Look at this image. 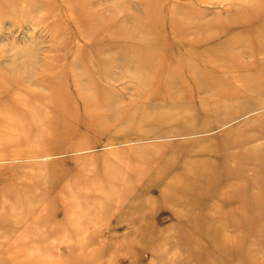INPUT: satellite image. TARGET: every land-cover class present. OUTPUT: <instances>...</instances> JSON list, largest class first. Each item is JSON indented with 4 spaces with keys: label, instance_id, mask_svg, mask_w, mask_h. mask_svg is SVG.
<instances>
[{
    "label": "rangeland",
    "instance_id": "374dc122",
    "mask_svg": "<svg viewBox=\"0 0 264 264\" xmlns=\"http://www.w3.org/2000/svg\"><path fill=\"white\" fill-rule=\"evenodd\" d=\"M81 3L0 0V264H264V24L241 66L164 46L264 0Z\"/></svg>",
    "mask_w": 264,
    "mask_h": 264
},
{
    "label": "bare ground",
    "instance_id": "6f19581e",
    "mask_svg": "<svg viewBox=\"0 0 264 264\" xmlns=\"http://www.w3.org/2000/svg\"><path fill=\"white\" fill-rule=\"evenodd\" d=\"M81 2H83V0H76L77 4H80ZM244 14L245 15L247 14L249 16V19H248V21H245L246 23H244V25H245L244 29H242L240 31H236L238 29H234L233 26H235V24H233L232 22L223 23L218 27H212L209 25L206 27H203V30H205L206 35H208V36L196 35L198 30L194 31L193 26H187V25L186 26L184 25L182 27L183 29L181 31H179V30L177 32L173 31L172 43L168 44L167 42L164 41V39H163V41L165 44L164 46H165L166 54L167 53L171 54V52H173L172 55H175L176 58L173 57V59H169L168 56H166L165 68H170L171 66L175 67V70H176L175 72L180 74L181 76L184 72L186 73L189 71H192L193 74L198 73V66H196L195 64H191V61H188V62L185 61L184 60L185 57H182V58L179 57L178 52H177L179 49H184L185 53L188 54V56H191L192 59H194V57H202L203 56L207 60V64H214L215 60L218 63L220 61V58H218V57H220V55H222V56L227 55L229 57L230 62L232 63L231 65L241 66V63L239 62V60H240L242 55L240 54L241 52H239V53L235 52V50H236L235 45H228L226 43L227 46L225 48L217 47L214 45L220 46L223 44L222 42H224V40L225 41L228 40L227 42H233L236 37L242 38V36H245L246 34H248L250 32L252 33V30L257 29L258 26L264 24V10H257L256 8H253V9L245 10ZM83 21H84V24L86 26H89L91 23L97 22V18L93 15V16H90L88 19H85ZM235 21H237V20H235ZM239 24H243V23L239 22ZM91 25H95V24H91ZM146 27L151 30V32H150L151 38H152V36H154L155 30L159 29L158 26H152V25L151 26L147 25ZM190 28H192V29H190ZM189 33H194L193 34L194 38L191 39ZM175 34H177V35H175ZM258 35H259V32L257 31L256 36H258ZM229 37H232L233 39H227ZM132 39H135V38H132ZM137 39L138 38H136V40L134 42L136 45H139V44L143 45V44L147 43L146 41H141V40H139V39L137 40ZM201 48H203V49H201ZM224 50H226V51H224ZM249 50L250 49H248V51ZM260 53H262V52L257 50V49L255 50V55H259ZM153 58L154 57H152V56L145 57L144 60L142 61V64L143 65H149V63H151V65L154 67L156 65H159V62L154 61L155 59H153ZM245 65H248V64H245ZM228 66H230V65H228ZM178 71H180V72H178ZM101 81H102L101 77L96 76L93 83H91V86H95V88H99V87H101ZM245 155H248V156L257 155L262 159L264 157V148H263V150H261V152L259 154L248 153ZM240 161H242V160H240ZM246 161H248V160H246ZM228 163H229V161H228ZM245 164H248V162L244 161L243 165L241 162H239V164L237 165V168L233 167V170L229 169V167L223 168V173H224V175H227V176L229 174L231 178H239L240 176H238V175H240L242 173V171L240 172L239 170H241V169L245 170L244 168L247 167V166H244ZM234 169H236V170H234ZM243 191H245V190H243ZM234 196H235V198H234ZM236 196L237 195L232 194L230 196V198H227V199H229V200H227V202L233 203L234 200L236 199ZM245 198H246L245 199L246 201L242 202L243 203L242 205L244 206V208L242 207V209L246 210V213H248V204L249 205H251V204L255 205L256 207H258V205L262 206V203L259 202L260 199L257 196H255V197L253 196L251 198L252 200H247L248 197H245ZM243 213H245V212H243ZM254 213H256V216H262V214H264V212L259 208L257 211H254ZM236 215L237 214H232V216H236Z\"/></svg>",
    "mask_w": 264,
    "mask_h": 264
}]
</instances>
